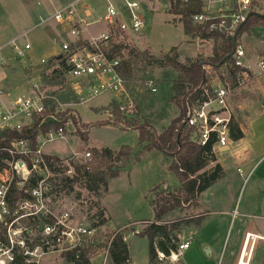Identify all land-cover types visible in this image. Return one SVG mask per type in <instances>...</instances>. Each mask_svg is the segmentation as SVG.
I'll use <instances>...</instances> for the list:
<instances>
[{
	"label": "rangeland",
	"instance_id": "obj_1",
	"mask_svg": "<svg viewBox=\"0 0 264 264\" xmlns=\"http://www.w3.org/2000/svg\"><path fill=\"white\" fill-rule=\"evenodd\" d=\"M75 2L76 0H0V46L7 43L0 48V53L6 58L4 59L6 65L0 67V77L3 79L5 90L4 100L29 96L32 94V85L37 84L47 107H53L55 112L73 111L80 123L89 129L87 142L81 141L71 124L65 126L64 139L57 138L44 144V138L39 137L38 144L42 152L55 154L62 157L61 159H69L73 154H80L85 150L99 151L103 147L113 151H118L123 146L133 149L129 160L108 164L112 172L117 171L118 177L107 179L108 191L101 193L98 200L104 197L103 203L111 216V222L107 228L111 230L123 226L121 229L112 231L113 233H124L130 264H148V242L136 234H141L145 227L153 221V212L150 207L153 193L149 191L157 185H160L161 189L172 190L179 187V182L175 174L167 170L170 159L153 150L139 152V148H136L138 133L133 130L121 131L113 126L124 124L125 121L141 119L148 123L157 134L167 128L170 122L180 114L181 103L172 99V87L179 74L170 66L164 65V57L177 55V61L185 64L200 53L206 57L211 56L212 43H200L184 36L181 23L169 14V3L166 0H83ZM126 2L139 3L143 9L136 10V13L144 16L146 26L136 35L124 36V41L115 40L117 45L122 44L128 47L127 50L121 52V59L130 65V74L123 77L124 93H105L93 97L84 104H76L71 91L70 79L66 73H53L54 69H58V65L54 62L39 65L41 59L49 62L54 58L58 54L59 47L54 40L49 38L51 36L47 30V27H53V30L55 24L38 25V16L52 15L56 10L72 3H75L77 10L83 11L82 6L86 5L85 10L89 12L86 20L96 22L88 27L92 33L98 35L105 25L101 20L106 14L107 7L112 6L120 17L126 18L123 10ZM262 29L264 30V26L245 31L238 39V43L243 47L246 60H254L253 57L259 52L257 43L262 39L260 36H264ZM52 30L51 32L54 33ZM115 38L121 39L118 33L115 34ZM128 39L129 42H127ZM25 44L30 45V50L25 54L26 57L17 58L16 61L11 60L13 59L11 48L16 46L22 49ZM173 47H175V52L170 53ZM130 51L134 52V57L128 56ZM149 55L154 60H150ZM149 83L155 88V93L151 92L147 86ZM112 101L115 107H109L107 111L100 114L92 111L93 108L111 104ZM30 122L29 117H21L17 123L28 125ZM90 125L92 127H89ZM83 129L84 127L80 131ZM135 155L138 158L137 161L134 160ZM108 165L104 166L103 171L109 177ZM76 192H78L77 189L66 195L68 205L76 199ZM198 210L189 208L183 212H174L169 216V220H176L186 215L195 217L200 214ZM257 232L260 236H264V223ZM233 237L234 233L230 234V232L224 236L214 264L226 263L235 243ZM253 239L250 234L246 236L239 258V249L236 250L233 264H248L249 261V264H264V243L262 242H256L250 260ZM240 244L241 241L238 242L239 247ZM95 261V264H104L102 253ZM41 264L71 263L66 262L62 255L56 254L45 257ZM105 264L111 263L107 259ZM153 264H181L180 254L175 258L164 259L158 255Z\"/></svg>",
	"mask_w": 264,
	"mask_h": 264
},
{
	"label": "built area",
	"instance_id": "obj_2",
	"mask_svg": "<svg viewBox=\"0 0 264 264\" xmlns=\"http://www.w3.org/2000/svg\"><path fill=\"white\" fill-rule=\"evenodd\" d=\"M80 1L83 0H76ZM181 1L199 6L200 12L191 17L194 25L209 27L210 32L233 37L251 13L264 15V1ZM75 3L40 18L38 25L49 26L54 23L60 26V32L54 36V42L59 47L55 57L61 60L70 79L76 104H84L105 93H124L122 59L109 54L112 46L118 44L115 40L124 41V36L136 35L145 28L144 16L136 13V10L143 8L137 2H126L123 8L126 18H122L109 5L101 20L108 28L84 40L82 33L92 24L81 16ZM117 33L121 39L115 38ZM29 50V44H25L22 49L14 46L11 48V60L25 58ZM232 58L235 67L245 69L236 76L237 90H241L251 77L243 47L238 42L234 45ZM4 59L6 58L0 53V67L6 65ZM47 63L46 59L39 61V65ZM256 66L264 73V57L257 60ZM202 69L207 71L208 67L203 66ZM2 82L0 77V132L19 130L30 125L17 122L21 117H29L32 122V117L42 113L47 107L37 84L32 85V94L29 96L16 97L9 105H4L5 90ZM147 86L151 92H156L151 83ZM199 89L200 87L193 88L191 94ZM230 94L229 84L222 83L218 76H214L201 87L200 98H185V124L194 130L193 139L199 145L204 146L212 136L215 139L213 147L225 149L232 144L229 125L234 105L229 102ZM50 118L56 119L53 116ZM68 124L70 122L66 123ZM63 134L64 130L60 128L57 133L50 132L39 137L44 138L45 144L53 139H64ZM0 152H5L8 156L0 160V264H41L45 257L51 255H64L74 250L97 246L101 234L99 219L94 217L93 212L88 213L85 205L78 200L68 205L67 193L63 190L65 179H72L73 167L89 159L90 152L73 154L69 159L54 161L45 157L40 146L32 152L26 141L12 142L9 148L0 149ZM19 162L25 165L21 174L17 169ZM116 234L117 232L111 235L106 249L100 252L104 264L108 259L111 240ZM256 239L264 242V236H256ZM188 246V242L179 244L177 255ZM100 253H96L94 259ZM158 255L163 258L161 254ZM177 255H171L170 258Z\"/></svg>",
	"mask_w": 264,
	"mask_h": 264
},
{
	"label": "trees",
	"instance_id": "obj_3",
	"mask_svg": "<svg viewBox=\"0 0 264 264\" xmlns=\"http://www.w3.org/2000/svg\"><path fill=\"white\" fill-rule=\"evenodd\" d=\"M166 1L170 6L169 14L181 23L184 36L203 41L211 40L212 51L208 58L200 53L185 64L177 61V55L164 57V65L170 66L179 74L172 87V99L181 103V109L180 114L162 132L155 133L150 125L141 119L125 121L124 124L120 123L118 126H113L121 131H136L138 133L137 148H139V152L153 150L170 159L168 171L175 174L179 182V187L172 190L161 189L160 185H157L149 191L153 193L150 200L153 221L145 227L141 234H136L148 242V264H153L158 254H161L163 259L177 255L180 243L179 236L183 228L190 225L199 227L203 216L201 214L195 217L186 215L176 220H169V216L174 212H183L189 208L198 209L199 197L224 176L213 152L214 137L212 136L204 146L194 141L192 138L194 130L185 124L186 111L183 102L186 97L189 99L200 98L201 87L205 86L212 77L218 76L222 83H228L231 88L229 102L238 104L240 102V90H237L236 76L245 69L234 66L232 58L234 45L243 32L264 26V19L256 13H251L247 21L239 27L234 37L210 32L209 27L194 25L191 21V17L200 12L196 3H184L181 0ZM127 49L128 47L122 44L113 45L109 55L121 58L122 50ZM172 52H175V47L170 49V53ZM133 54V51L128 52L129 57H134ZM144 56L146 55L144 54ZM261 56L264 57V51ZM148 58L154 60L151 55ZM52 62L58 65V69H54L53 73L65 74V69L59 58L54 57L48 63L51 64ZM203 66H207L208 70H203ZM121 73L124 78L130 74V65L125 60L121 62ZM195 87H200L199 91L191 94V90ZM109 107H115V103L106 107L93 108L92 111L95 114H100L107 111ZM50 116L56 119L51 120ZM68 122L81 141L87 142L89 129L80 123L73 111L55 112L53 107H45L42 113L32 117L30 125L21 127L19 130L1 131L0 149L9 148L12 142L26 141L30 150L34 152L39 147L38 137L40 135L50 132L57 133L60 128L64 130ZM83 127V131H80ZM229 129L231 140L238 141L243 137L240 130V120L234 114L230 119ZM132 153L133 149L126 146L118 151H113L107 147H103L99 151L93 150L90 152L89 159L73 167L72 179H65L63 190L68 194L77 189L75 200L84 204L88 213L93 212L94 217L99 219V227L101 228L100 241L95 248L78 249L66 253L62 255L66 262L95 264V254L106 249L113 231L107 228V219L98 198H100L101 193L107 192V179L118 177L117 171L112 172V168L108 164L129 160ZM45 157L54 161L59 160L56 156L45 155ZM133 157L135 161L138 160L136 155ZM6 158H8L7 153L0 152V160ZM107 165L109 177L103 171L104 166ZM123 234L118 232L111 240L108 248V260L111 264H130L128 245L123 241Z\"/></svg>",
	"mask_w": 264,
	"mask_h": 264
},
{
	"label": "crops",
	"instance_id": "obj_4",
	"mask_svg": "<svg viewBox=\"0 0 264 264\" xmlns=\"http://www.w3.org/2000/svg\"><path fill=\"white\" fill-rule=\"evenodd\" d=\"M82 7L83 11H77L86 20L89 12L85 10L86 5ZM45 16V14H41L38 18ZM88 23L94 25L96 22ZM54 26V33L51 32L53 27H50L51 30L47 28L50 36L52 35L48 37L52 40H54L55 34L60 32V26L56 24ZM102 28L100 33L108 27L104 25ZM92 36H96V34L92 33L90 27H86L82 33L83 39L88 40ZM260 38L262 39L257 43L259 52L253 57L254 60H246L251 80L240 90V102L234 104L233 107V114L240 119V130L243 137L238 141H233L225 149L213 147L215 158L221 166L224 176L199 197L198 211L203 216L200 226H187L183 228L179 236V244L189 243L188 248L180 254L181 264H214L222 240L229 232L230 234L234 233L235 243L225 264H233L236 250L239 249V258L246 236L250 234L254 239L256 236H260L257 231L264 223V73H261L257 68L256 62L262 57L261 54L264 51V36H260ZM190 40H197L205 44L212 43L211 40L203 41L192 38ZM6 44H2L0 48ZM13 99H3L4 105H9ZM85 152L88 151L85 150L81 153ZM42 153L48 156H56L46 152ZM103 199L104 197L100 199V206L104 210V216L109 226L111 216L103 203ZM119 227L111 230L121 229L123 226ZM254 239L250 249L252 252L250 260L256 242H262ZM239 241H241L240 247L238 246ZM206 250L209 251L207 255L204 253Z\"/></svg>",
	"mask_w": 264,
	"mask_h": 264
},
{
	"label": "water",
	"instance_id": "obj_5",
	"mask_svg": "<svg viewBox=\"0 0 264 264\" xmlns=\"http://www.w3.org/2000/svg\"><path fill=\"white\" fill-rule=\"evenodd\" d=\"M258 2L264 1V0H257ZM249 17V16H248ZM260 18L264 19V15H259ZM17 169H18V173L21 174L22 172H24L25 170V165L22 162L17 163ZM208 250H206L204 253L207 255L208 254Z\"/></svg>",
	"mask_w": 264,
	"mask_h": 264
}]
</instances>
